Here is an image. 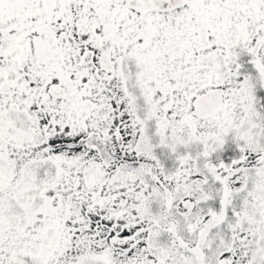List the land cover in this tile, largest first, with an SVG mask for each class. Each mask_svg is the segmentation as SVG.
Wrapping results in <instances>:
<instances>
[{
	"label": "snow or ice",
	"instance_id": "1",
	"mask_svg": "<svg viewBox=\"0 0 264 264\" xmlns=\"http://www.w3.org/2000/svg\"><path fill=\"white\" fill-rule=\"evenodd\" d=\"M0 264H264V0H0Z\"/></svg>",
	"mask_w": 264,
	"mask_h": 264
}]
</instances>
